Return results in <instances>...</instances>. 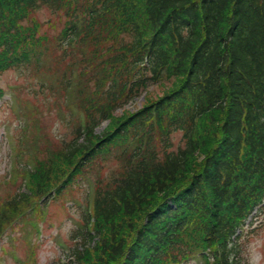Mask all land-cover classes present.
Segmentation results:
<instances>
[{
    "label": "trees",
    "instance_id": "1",
    "mask_svg": "<svg viewBox=\"0 0 264 264\" xmlns=\"http://www.w3.org/2000/svg\"><path fill=\"white\" fill-rule=\"evenodd\" d=\"M51 1L0 0V60L12 51L2 36L17 34L8 27L17 32V19ZM55 5L76 20L63 36L81 56L70 59L68 71L75 73L70 77L87 127L83 136L74 132L66 153L51 151L47 165L34 167L32 194L57 186L48 173L63 172L82 157L79 150L100 147L111 132L124 158L114 180L96 192L91 214L71 232L65 262L55 264H180L196 253L205 264H246L240 248L228 244L264 197V0ZM115 34L125 36L114 41ZM166 75L174 81L160 98L135 113L112 115ZM104 119L110 126L98 138L93 127ZM177 132L181 144L173 149ZM18 200L0 209V231L30 203Z\"/></svg>",
    "mask_w": 264,
    "mask_h": 264
},
{
    "label": "rangeland",
    "instance_id": "2",
    "mask_svg": "<svg viewBox=\"0 0 264 264\" xmlns=\"http://www.w3.org/2000/svg\"><path fill=\"white\" fill-rule=\"evenodd\" d=\"M48 16H45L43 20H46ZM14 79V78H13ZM11 81L10 76H5L1 80V85ZM151 95L161 91V86H153L150 88ZM141 100V99H139ZM139 102L132 104L133 107L137 106ZM119 113V112H118ZM7 116L6 110L0 111V123L5 120ZM16 125L15 121L10 122L7 127V132L10 133L11 128ZM47 125H49V132H51L56 137H59L63 133V129L60 127L56 121L47 120ZM4 131V128L0 125V138ZM178 140V138L176 139ZM10 142L5 140L0 141V179L1 174L7 171L9 168V155L11 152ZM79 203V202H77ZM72 202L67 201V208H70L69 214L66 213L60 207H52L53 211H56L52 219L53 226L50 228H42V231L35 241L38 243L37 246V264H51L57 258L63 257L64 246L66 245L65 236L67 235L70 227L73 224L75 216H77L76 205L73 204L74 208L71 206ZM243 246L244 253L248 256L250 264H264V212L257 217V220L253 222V225L246 230ZM21 229L16 227L9 231L8 235L5 236L0 242V249L6 248L10 252V256L1 257L0 264H20L21 259L24 257L23 244L20 241ZM37 235V233H36ZM33 240V241H34ZM66 242V243H65ZM15 246V250L11 247ZM67 246V245H66Z\"/></svg>",
    "mask_w": 264,
    "mask_h": 264
}]
</instances>
